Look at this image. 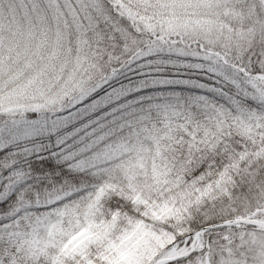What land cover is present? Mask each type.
<instances>
[{
  "label": "snow or ice",
  "instance_id": "1",
  "mask_svg": "<svg viewBox=\"0 0 264 264\" xmlns=\"http://www.w3.org/2000/svg\"><path fill=\"white\" fill-rule=\"evenodd\" d=\"M0 264H264V0H0Z\"/></svg>",
  "mask_w": 264,
  "mask_h": 264
}]
</instances>
